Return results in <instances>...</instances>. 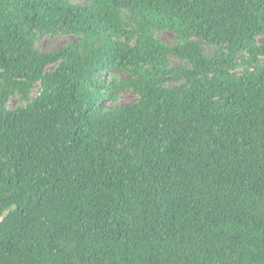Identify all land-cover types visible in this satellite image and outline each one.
Here are the masks:
<instances>
[{
    "label": "trees",
    "instance_id": "1",
    "mask_svg": "<svg viewBox=\"0 0 264 264\" xmlns=\"http://www.w3.org/2000/svg\"><path fill=\"white\" fill-rule=\"evenodd\" d=\"M260 37L264 0H0V264H264Z\"/></svg>",
    "mask_w": 264,
    "mask_h": 264
},
{
    "label": "rangeland",
    "instance_id": "2",
    "mask_svg": "<svg viewBox=\"0 0 264 264\" xmlns=\"http://www.w3.org/2000/svg\"><path fill=\"white\" fill-rule=\"evenodd\" d=\"M160 38L165 42V43H170L172 41V37L170 34L168 33H164L160 36ZM68 41V39L66 37H56V38H47L44 39L40 44H39V48L42 51H48V50H57L60 47H62L64 44H66V42ZM258 43L261 46H264V37H260L258 39ZM262 64L264 65V59L262 60ZM134 100V97L132 94L126 93L123 94L120 100V104H128L131 103ZM17 100L16 99H11L8 107L13 109L17 106Z\"/></svg>",
    "mask_w": 264,
    "mask_h": 264
}]
</instances>
